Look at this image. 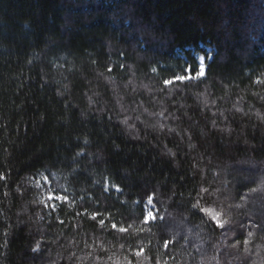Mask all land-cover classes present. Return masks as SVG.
<instances>
[{"label":"trees","instance_id":"16d2710c","mask_svg":"<svg viewBox=\"0 0 264 264\" xmlns=\"http://www.w3.org/2000/svg\"><path fill=\"white\" fill-rule=\"evenodd\" d=\"M0 177V264H264V0H0Z\"/></svg>","mask_w":264,"mask_h":264},{"label":"rangeland","instance_id":"374dc122","mask_svg":"<svg viewBox=\"0 0 264 264\" xmlns=\"http://www.w3.org/2000/svg\"><path fill=\"white\" fill-rule=\"evenodd\" d=\"M198 59V64H199V69L201 70V66H203V75H199L200 77L204 76L205 70H206V63H205V57L201 54H198L197 56ZM45 185H47V188L45 187V196H42L43 201H45V203L47 201H49L51 203V208L55 205L53 202L58 201V199H49L50 196H52L53 194H55L56 196H63V194L61 192H57V189L52 187V182L49 179H45L44 180ZM261 187H264V182L263 180H261ZM262 189V188H260ZM253 208V211H251V215L255 216V217H261V215L264 218V204H260L258 203L257 199L254 200L253 202H250V208ZM259 209V210H258ZM149 211H151L153 214L154 211L152 209H149ZM148 214V213H147ZM262 218V217H261ZM149 220H151V218H148ZM182 228L181 227H176V230H174L176 233H180V230ZM229 240H233V238L231 239L230 236ZM226 243V242H225ZM251 244H253V247L257 249V246L254 245L253 242H251ZM227 246L222 247L221 252H224V250L226 249ZM233 251L237 250V246L236 245H232L231 246ZM262 249V247H261ZM232 261V260H231ZM228 264H234L233 262H228Z\"/></svg>","mask_w":264,"mask_h":264},{"label":"snow or ice","instance_id":"6c2138e0","mask_svg":"<svg viewBox=\"0 0 264 264\" xmlns=\"http://www.w3.org/2000/svg\"><path fill=\"white\" fill-rule=\"evenodd\" d=\"M198 75H203V66H201V70L198 73ZM189 78H190L189 76L181 75V76H176L174 79L175 80H179V81H184V80L189 79ZM165 83L166 84H171V83H173V81L172 80H166ZM0 178H2V177H0ZM49 199L63 200V199H66V198L62 197V196H56L55 194H53L52 196L49 197ZM148 202L150 204L152 203L151 197L149 198ZM201 210L204 211L206 214H208L212 218V220L215 221L219 226H221V227L223 226V224L218 219V216H219L218 213H216L215 211H213L212 209H209V208H203ZM148 218H151V219L154 220L156 217L151 211H149L148 214H147L145 222H147ZM101 223L103 224V221H101ZM115 227H116V225H113V228H115ZM119 231L123 232V231H126V229L120 228Z\"/></svg>","mask_w":264,"mask_h":264}]
</instances>
